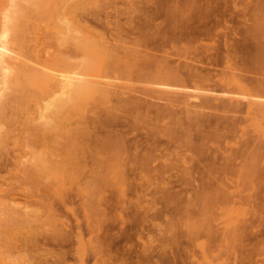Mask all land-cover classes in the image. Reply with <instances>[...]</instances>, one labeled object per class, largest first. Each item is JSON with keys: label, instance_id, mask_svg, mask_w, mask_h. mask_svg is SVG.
<instances>
[{"label": "rangeland", "instance_id": "obj_1", "mask_svg": "<svg viewBox=\"0 0 264 264\" xmlns=\"http://www.w3.org/2000/svg\"><path fill=\"white\" fill-rule=\"evenodd\" d=\"M3 1L18 21L27 13V65L60 76L95 58L84 73L108 98L68 99L59 119L33 108L32 120H0L13 135L0 143V217L4 206L17 223L0 231V264H264V0H96L74 11L83 32L63 25L60 0L50 19ZM67 146L64 169L53 162ZM43 148L55 159L32 158Z\"/></svg>", "mask_w": 264, "mask_h": 264}, {"label": "bare ground", "instance_id": "obj_2", "mask_svg": "<svg viewBox=\"0 0 264 264\" xmlns=\"http://www.w3.org/2000/svg\"><path fill=\"white\" fill-rule=\"evenodd\" d=\"M12 1H14V0H12ZM11 1V2H12ZM27 2L28 1H30L31 3L30 4H32L31 6L33 7V8H35L36 9V11L38 12V14H44L43 12H47V14L49 13H52L51 11H53L54 10V5H55V3H56V0H26ZM25 1V2H26ZM95 2L96 0H60V3H59V5L58 6H60V8L62 7V10L61 11H63V13H62V15L60 14V16H62L63 17V21H64V24L63 25H65V27L67 28V29H70V32H72L71 30H80V32H81V30H82V32L83 31H85L86 29H84V25H81L80 23H79V20H78V18H76V14H75V12L74 11H76V10H79V9H82L83 7H84V5H85V3H86V5L85 6H87V4H90L89 2ZM9 2V0H7V3ZM14 3V2H13ZM57 3H58V1H57ZM16 4H18V2L16 3ZM24 4V3H23ZM3 5H4V1L3 0H0V120L1 119H4L5 120V118H10V115L11 114H7V110H10V112L12 113V115H14V113L16 112V111H25L26 113V115L24 116V117H28L27 119H24V120H27L28 121V119L29 120H32V117H33V114L31 115V113L30 112H32V111H30V109L32 110L33 108H35V109H37V110H35V109H33V111H36V113H38V115L39 116H41L42 118H44V120H48L50 117H54L58 112H60V111H62L63 109H64V107L66 106V105H68L67 104V102H69L68 101V99H74V101H75V99L77 98H79V100H81V101H79V102H82L83 100H86V98H87V96L88 97H90L91 96V100L92 101H94V100H96V102L98 101V102H100L99 101V99L101 98L102 99V101L104 100L105 101V99L106 98H108V96H107V94H108V90H106V92L103 90V89H101L102 88V86L100 87L99 85V82L98 81H95V80H93V79H89L88 77L90 76L89 74H87V75H85V73H84V71L85 70H87V66H88V63L91 61H93V63H90V68H91V66L92 65H95V58L94 59H87L86 60V62H84V64H83V61L85 60H82V64H83V66L85 65V63H86V68L85 67H83L85 70H81L82 72H83V74H81L82 72H79V70L77 71V72H73L74 70V67H75V64L73 65V66H71L70 67V69L68 70V71H63V68H64V70H67L66 69V67H59V69L58 68H56V69H58V70H61L60 68H62V71L60 72L61 74H60V76H58V74L57 75H53V74H51L49 71H42V70H37V69H34L33 67H31V66H29V65H27V63L25 62V60H24V53L26 52V47L24 46L25 44H23V43H21L20 42V39H19V37H18V27H19V25H18V22L20 21V20H23V16H24V18L26 17L25 16V14H27V13H25L24 11V15L22 16V19H20L19 21H18V17L20 18V14H19V16L15 13V11H12L13 9L11 8L12 6L11 5H13V4H10V5H8L7 4V6H10V9L7 7V6H4L5 7V9L3 8ZM27 5H29L28 3H27ZM90 5H92V4H90ZM24 6V5H23ZM8 8V10L9 11H7V8ZM56 7V6H55ZM88 7V6H87ZM14 8V7H13ZM26 8H27V6H26ZM68 8H70V9H72L69 13H68ZM17 9V8H16ZM15 9V10H16ZM19 9H20V7H19ZM19 9H18V11H19ZM22 9V8H21ZM29 9H30V7H29ZM58 9V8H57ZM56 9V10H57ZM75 9V10H74ZM3 10H5V11H3ZM10 10H11V12H10ZM68 10V11H67ZM17 11V10H16ZM26 11V10H25ZM29 11V10H28ZM35 11V13H37ZM58 11V10H57ZM56 11V12H57ZM61 11L59 12V13H61ZM80 11H83V9L82 10H80ZM20 12V11H19ZM67 12V13H66ZM72 12V13H71ZM66 13V14H65ZM46 14V13H45ZM48 14V16L47 17H49V18H47V19H50V15ZM55 15L57 14V13H54ZM65 14V15H64ZM75 14V15H74ZM32 15V14H31ZM28 16V15H27ZM51 16H53V15H51ZM37 17V16H36ZM39 17V16H38ZM37 17V18H38ZM54 17V16H53ZM57 17V16H56ZM62 17H59V18H62ZM33 18H34V15H33ZM37 18H36V20H37ZM40 18V17H39ZM43 18H44V16H43ZM55 18V17H54ZM53 18V19H54ZM41 19V18H40ZM52 18H51V20L52 21H54V22H56L55 20H53ZM30 22L31 21H33L34 19H28ZM43 20V19H42ZM26 21V20H25ZM49 21V20H48ZM52 21L50 22L51 24H52V26L50 27V28H53L54 29V27H53V23H52ZM40 22V21H39ZM44 22H45V24H44ZM41 21L39 24H41V26H42V24L43 25H47V26H49L50 25V23L49 24H46V22L47 21ZM60 22V21H59ZM58 22V23H59ZM62 22V21H61ZM22 23H24L23 21H22ZM35 23H36V21H35ZM48 23V22H47ZM19 24H20V22H19ZM37 24V23H36ZM35 24V25H36ZM55 24V23H54ZM18 25V26H17ZM22 25V24H21ZM31 25V24H30ZM55 25H57V23L55 24ZM54 25V26H55ZM23 26V25H22ZM38 27H41L40 25H37ZM57 26H59V25H57ZM11 27V28H10ZM28 27V26H27ZM30 27V26H29ZM36 27V26H35ZM38 27H36V28H33V31H34V29H36L35 31H37V28ZM22 28V27H21ZM26 28V27H25ZM42 28L43 29H45L46 28V26H42ZM56 28V27H55ZM61 28V29H60ZM59 29H56V30H58V32L60 31L61 32V30H62V32H63V29H65V28H62V27H60ZM30 29V28H29ZM19 30H22V29H19ZM24 30H26V29H24ZM31 30V29H30ZM46 30H47V28H46ZM48 30H50V29H48ZM151 30V29H150ZM9 31H11V34H10V36L12 35V37L10 38L9 36H8V34H9ZM23 31V30H22ZM66 31V30H65ZM67 31H69V30H67ZM24 32V34H25V31H23ZM27 33V32H26ZM32 33V32H31ZM49 33V32H48ZM51 33H52V31H51ZM193 33V32H192ZM23 34V33H22ZM28 34V33H27ZM63 34V33H62ZM26 35V34H25ZM55 35H56V33H55ZM75 35V34H74ZM20 36V35H19ZM35 36H37V34L35 35ZM34 36V37H35ZM40 36V35H39ZM52 36L54 37V39H55V37L56 36H54L53 34H52ZM69 36V35H68ZM71 36V35H70ZM165 36V35H164ZM22 37V36H21ZM25 37V36H24ZM24 37H23V39H24ZM73 37V36H72ZM139 37V36H138ZM49 38V37H48ZM60 38H62V37H60ZM66 38V37H65ZM68 39H69V37H67ZM66 38V39H67ZM169 38V37H168ZM22 39V40H23ZM28 39H30L29 37H28ZM35 39V38H34ZM57 39V38H56ZM67 39V40H68ZM10 40H12V41H14V44H15V46H16V48L15 49H17V50H14L13 48H12V45L11 46H9V42H10ZM36 40V39H35ZM71 40H73V38H71ZM80 40V39H79ZM103 40V39H102ZM188 40V39H187ZM25 41V40H24ZM23 41V42H24ZM31 41V40H30ZM29 41V42H30ZM56 41V40H55ZM61 41H62V39H61ZM170 41V40H169ZM64 41H62V42H59V44L60 43H63ZM100 42V41H99ZM78 43V42H77ZM80 43V42H79ZM79 43H78V45H79ZM96 43V42H95ZM104 43V42H103ZM187 43V42H186ZM28 44V43H27ZM30 44V43H29ZM81 44V43H80ZM117 44V43H116ZM142 44H144V43H142ZM61 45V44H60ZM63 45V44H62ZM84 45V44H83ZM88 45V44H87ZM90 45V44H89ZM92 45V44H91ZM102 45H104V44H102ZM80 46V45H79ZM96 46V45H95ZM188 46V45H187ZM11 47V48H10ZM60 47V46H59ZM149 48V47H148ZM162 48V47H161ZM38 49V48H37ZM98 49H100V48H98ZM103 49V48H102ZM106 49V48H105ZM83 50H85V49H83ZM89 50V49H88ZM101 50V49H100ZM107 50V49H106ZM109 50V49H108ZM27 51H29V50H27ZM86 51V50H85ZM85 51H84V53H85ZM92 51H94V50H92ZM145 51V50H144ZM233 51V50H232ZM10 52V53H9ZM82 52V51H81ZM89 52V51H88ZM104 52H105V50H104ZM111 52V51H110ZM180 52V51H179ZM194 52V51H193ZM210 52V51H209ZM241 52V51H240ZM36 52H34V54H35ZM40 53V52H39ZM38 54V53H37ZM89 54V53H88ZM93 54V53H92ZM100 54H101V52H100ZM108 54H109V51H108ZM216 54V53H215ZM28 55H30V53L28 54ZM96 55V54H95ZM94 55V56H95ZM107 55V54H106ZM197 55V54H196ZM25 56H27V55H25ZM66 56V55H65ZM88 56V55H87ZM93 56V55H92ZM112 56V55H111ZM147 56V55H146ZM40 57V56H39ZM89 57V56H88ZM95 57H97V56H95ZM113 57V56H112ZM160 57V56H159ZM166 57V56H165ZM34 58H36V57H34ZM49 58V57H48ZM59 58H61V60H62V57H59ZM64 58V57H63ZM68 58H69V56H68ZM67 58V59H68ZM85 58V57H84ZM108 57L106 56V58H105V60L107 59ZM129 58V57H128ZM211 58V57H210ZM54 58H52V60H53ZM70 59V58H69ZM69 59H68V61H69ZM83 59V58H82ZM110 59V58H109ZM147 59V58H146ZM182 59H184V58H182ZM205 59V58H204ZM41 60V59H40ZM39 60V61H40ZM43 60V59H42ZM49 60V59H48ZM51 60V59H50ZM49 60V61H50ZM56 60V59H55ZM54 60V61H55ZM129 60V59H128ZM35 61H37V58H36V60ZM38 61V62H39ZM53 61V62H54ZM56 61H58V60H56ZM55 61V62H56ZM65 61V60H64ZM81 61V60H80ZM42 62V61H41ZM47 60H45L44 62H43V64L44 65H47ZM52 62V61H51ZM54 62V63H55ZM206 62V61H205ZM57 63L58 62H56L54 65L56 66L57 65ZM62 63H64V62H62ZM76 63V62H75ZM78 63H79V61H78ZM109 64H110V62H108ZM112 63V62H111ZM153 63V62H152ZM210 63V62H209ZM38 64V63H37ZM40 64V63H39ZM52 64V63H51ZM68 64V63H67ZM66 64V65H67ZM72 64H73V62H72ZM103 64H105V63H103ZM154 64V63H153ZM175 64V63H174ZM185 64V63H184ZM32 65H34V64H32ZM49 65V64H48ZM48 65H47V67H48ZM60 65H61V63H60ZM59 65V66H60ZM64 65V64H63ZM65 65V66H66ZM43 66V65H42ZM53 66V65H52ZM52 66H50V67H52ZM77 66V65H76ZM160 66V65H159ZM171 66H172V64H171ZM80 67V66H79ZM88 67V69L89 70H91L92 71V69H90ZM153 67V66H152ZM184 67V66H183ZM193 67V66H192ZM195 67V66H194ZM39 68H41V67H39ZM53 68H54V66H53ZM82 68V67H81ZM92 68H93V66H92ZM159 68V67H158ZM157 68V69H158ZM174 68H176V67H174ZM258 68V67H257ZM41 69H43V68H41ZM48 69H50V70H53L52 68H48ZM79 69V68H78ZM173 68H171V70H172ZM179 69V68H178ZM220 69V68H219ZM255 69V68H254ZM34 70H37V71H34ZM44 70V69H43ZM57 70V71H58ZM170 70V71H171ZM256 70V69H255ZM259 70V69H258ZM166 71V70H165ZM169 71V69H168V72L171 74V72ZM179 71V70H178ZM192 71V70H191ZM222 71H223V69H222ZM39 72H41V73H39ZM174 72V71H173ZM172 72V73H173ZM175 72H176V70H175ZM198 72V71H197ZM212 72V71H211ZM259 72V71H258ZM89 73H91V72H89ZM169 73H165L166 75H168ZM260 74H261V72H259ZM264 73V72H263ZM177 74V73H176ZM209 74V73H208ZM83 75H85V76H83ZM89 75V76H88ZM155 75V74H154ZM173 75V74H172ZM172 75H170V77L172 76ZM231 75H232V73H231ZM92 76V75H91ZM90 76V77H91ZM169 76V75H168ZM87 77V78H86ZM175 77V75H173L172 76V78H174ZM234 77V76H233ZM144 78V77H143ZM151 78V77H150ZM163 78H165V76H163ZM168 78V77H167ZM175 78H177V76L175 77ZM184 78V77H183ZM163 80V79H162ZM192 80V79H191ZM208 80V79H207ZM233 80V79H232ZM207 82V81H206ZM261 82V81H260ZM264 83V82H263ZM143 84V83H142ZM252 84V83H251ZM258 84V83H257ZM165 85V84H164ZM172 85V84H171ZM194 85V84H193ZM223 85V84H222ZM259 85H260V83H259ZM32 87V86H34L33 88H35L34 90H32L33 88H30L29 89V87ZM150 86V85H149ZM161 86V85H160ZM255 86V85H254ZM162 87V86H161ZM257 87V86H256ZM141 88V87H140ZM167 88V87H166ZM106 89V88H105ZM147 89V88H146ZM259 89V88H258ZM184 90V89H183ZM186 90V89H185ZM163 91V90H162ZM144 92V91H143ZM169 92V91H168ZM188 92V91H187ZM191 92V91H190ZM197 92V91H196ZM210 92V91H209ZM170 93V92H169ZM202 93V92H201ZM260 93V92H259ZM94 95V96H92V95ZM181 94V93H180ZM243 94V93H242ZM87 95V96H86ZM177 95V94H176ZM84 96V99H82V97ZM191 96V95H190ZM196 96V95H195ZM258 96H259V94H258ZM260 96H262V95H260ZM97 97H98V100H97ZM100 97V98H99ZM237 97H239V96H237ZM93 98H94V100H93ZM164 99L166 98V97H163ZM172 98V97H171ZM255 98V97H254ZM100 99V100H101ZM169 97H168V101H169ZM216 99V98H215ZM166 100V101H167ZM173 99H171L170 101H172ZM261 100V99H260ZM29 101H32L31 103H29ZM78 101V100H77ZM86 101H88L89 102V100L87 99ZM101 101V102H102ZM146 101V100H145ZM177 101V100H176ZM83 102H85V101H83ZM88 102H86L87 104H88ZM172 102H174V101H172ZM182 102V101H181ZM184 102V101H183ZM251 102V101H250ZM249 102V103H250ZM75 103V102H74ZM95 103V102H94ZM170 103V102H169ZM239 103V102H238ZM254 103V102H253ZM263 103V102H262ZM261 103V104H262ZM72 103H70L69 104V107H67V108H69V110H71V108H70V105H71ZM78 104H80V103H77V105ZM85 104V103H84ZM232 104H233V102H232ZM76 105V110H79V107ZM169 105V104H168ZM189 105V104H188ZM234 105V104H233ZM80 106V105H79ZM85 106H86V104H85ZM261 107H262V105H260ZM71 107H75L74 105H72ZM87 107V106H86ZM89 107V106H88ZM95 107V106H94ZM109 107V106H108ZM198 107H199V105H198ZM231 107V106H230ZM260 107V108H261ZM78 108V109H77ZM81 108V107H80ZM84 105L82 106V110H83V112H85L86 113V111H85V109H87V108H84ZM208 108V107H207ZM237 108V107H236ZM149 109V108H148ZM185 109V108H184ZM73 110V109H72ZM81 110V109H80ZM79 110V111H80ZM82 110H81V112H79L80 114L81 113H83L82 112ZM261 110H262V108H261ZM30 111V112H29ZM65 111V110H64ZM75 111V110H74ZM169 111V110H168ZM185 111V110H184ZM10 112H8V113H10ZM66 112V111H65ZM72 112V111H71ZM152 112V111H151ZM19 113V112H18ZM32 113H34V112H32ZM60 113H62V112H60ZM60 113H58L59 115H58V118L57 119H59L60 118ZM67 114L69 113L68 111L66 112ZM66 113H64L63 112V114H65L66 115ZM148 113V112H147ZM144 114V113H143ZM11 115V116H12ZM17 115V114H16ZM19 115V114H18ZM24 115V114H23ZM82 116V115H81ZM172 116V115H171ZM15 117V116H14ZM35 117V116H34ZM56 117H57V115H56ZM75 117V116H74ZM167 117V116H166ZM234 117V116H233ZM13 118V117H12ZM17 118V117H16ZM64 118V117H63ZM68 118V117H67ZM82 118H84V116L82 117ZM38 119H39V117H38ZM66 119V118H65ZM8 120V119H7ZM12 120H14V119H12ZM17 121L19 120L18 118L16 119ZM16 120H15V122H16ZM62 120V119H61ZM71 120V119H70ZM34 121V120H33ZM63 121V120H62ZM66 121H68V120H66ZM66 121H65V124L67 125V123H66ZM1 122H3V121H1ZM10 122V121H9ZM23 122V121H22ZM31 122V121H30ZM47 122V121H46ZM51 122V121H50ZM49 122V123H50ZM8 123V122H7ZM26 123V122H25ZM40 123V122H39ZM45 123V122H44ZM187 123V122H186ZM12 124V123H11ZM23 124V123H22ZM46 124V123H45ZM4 125V124H3ZM26 125V127L27 128H29L28 126H27V124H25ZM29 125V124H28ZM34 125H36V124H34ZM56 125H58V124H56ZM56 125H54V126H56ZM9 126V125H8ZM31 126H33L32 124H31ZM41 127H43L42 125H40ZM10 127V126H9ZM35 127V126H34ZM37 127V126H36ZM46 127V126H45ZM49 127V126H48ZM51 127H52V124H51ZM172 127V126H171ZM233 127V126H232ZM12 128V127H11ZM30 128H32V127H30ZM40 128V127H39ZM48 129H51L50 127L48 128ZM22 130V129H21ZM41 130V129H40ZM54 131H55V128L53 129ZM53 130H52V132H53ZM10 130H7L6 128H4L3 126H1V124H0V143L1 142H3L4 141V139L7 137V135H8V132H9ZM42 131V130H41ZM51 131V130H50ZM66 132H68L67 130H65ZM187 131V130H186ZM56 132V131H55ZM190 132V131H189ZM10 134H11V132H9ZM35 133V132H34ZM41 133V132H40ZM57 133L59 134V132L57 131ZM56 133V134H57ZM30 134H32V133H30ZM51 134V133H50ZM53 134H54V132H53ZM52 134V135H53ZM57 134V135H58ZM12 135V134H11ZM28 135V134H27ZM37 135V134H36ZM43 135H45V134H43ZM42 135V136H43ZM60 135V134H59ZM13 136V135H12ZM21 136V135H20ZM34 136H35V134H34ZM40 136V134L38 135V137ZM53 136H56V135H53ZM74 136V135H73ZM18 137V136H17ZM31 137V136H30ZM33 137V136H32ZM36 137V136H35ZM33 138V139H36V138ZM41 137V136H40ZM39 137V138H40ZM44 137V136H43ZM57 137H59V136H57ZM62 137H64V136H62ZM62 137L60 138V139H62ZM66 138H67V135L65 136ZM71 137V136H70ZM56 138V137H55ZM54 138V139H55ZM65 138V139H66ZM9 139V138H8ZM31 139V138H30ZM42 140H43V138H41ZM59 139V141L61 142H63V140H65V139H63V140H60ZM69 139V138H68ZM72 138H70L69 140L70 141H74V139H72ZM120 139V138H119ZM12 140V139H11ZM15 141H17L16 140V137H15V139H14ZM32 140V139H31ZM69 140H68V142H69ZM114 140V139H113ZM18 141H20V140H18ZM17 141V142H18ZM46 141V140H45ZM52 141V140H51ZM8 142V141H7ZM21 142H22V138H21ZM24 142V141H23ZM26 142V141H25ZM60 142H58V143H60ZM65 142H67V139H66V141ZM49 143H51V142H49ZM49 143H48V146H49ZM54 143H55V140H54ZM56 143H57V139H56ZM57 143V144H58ZM64 143V142H63ZM62 143V145H64ZM70 143V142H69ZM3 144V143H2ZM8 144V143H7ZM19 144H20V142H19ZM42 144V143H41ZM72 144V143H71ZM16 145H18V144H16ZM25 145V144H24ZM43 145V144H42ZM61 145V146H62ZM67 145V144H66ZM69 145V144H68ZM3 146V145H2ZM2 146H0V148L2 147ZM5 146H6V144H5ZM20 146H21V144H20ZM19 147V146H18ZM51 147V146H50ZM71 147V145L69 146V148ZM4 148V147H3ZM20 148V147H19ZM35 148H37V147H35ZM34 148V149H35ZM57 148H59V147H57ZM176 148V147H175ZM25 149H27V148H25ZM30 149V148H29ZM82 149V148H81ZM39 150H41V151H38V152H34L33 151V154H31V152H30V154L31 155H33L32 156V158H34V159H36V160H38V161H41V160H47L48 161V159L49 158H51V160H54L55 158H57V160L55 159V162H53V164L54 163H56V161H59V163H62V166L64 165H67V163L69 162V160H70V150L68 149V146H67V148H65V149H62L61 151L62 152H64V154L63 155H61V154H59V156L58 155H54L55 156V158L53 159L52 158V156H53V154L55 153V151H53L52 150V148H49V149H46V148H43V149H39ZM64 150V151H63ZM79 150V149H78ZM116 151V150H115ZM57 152H59V150H57ZM114 152V151H113ZM60 153V152H59ZM124 153V152H123ZM153 153V152H152ZM248 153V152H247ZM174 154V153H173ZM115 155H120L119 153L118 154H115ZM114 155V157H113V168H111L112 169V171H115V173H119V171L121 172V165H120V163L118 162V159H115V156ZM168 155V154H167ZM170 156V155H169ZM31 157V156H30ZM119 157H121V156H119ZM119 157H116V158H119ZM59 158V159H58ZM122 158V157H121ZM121 158H119V159H121ZM184 158V157H183ZM123 159H121V161H122ZM130 160V159H129ZM50 161V160H49ZM235 161V160H234ZM254 161V160H253ZM34 162V161H33ZM46 161H44V163H45ZM52 162V161H51ZM51 162H50V168L54 171V172H56L57 171V175H58V172H59V167H60V169H62L63 170V168H62V166L61 165H59V163L57 162V164L59 165H55V166H57L58 167V169H57V167H55V166H51ZM241 162V161H240ZM246 162V161H245ZM32 163V162H31ZM46 163H48V162H46ZM33 164V163H32ZM43 164V163H42ZM70 164V163H69ZM122 164V163H121ZM39 165V164H38ZM40 165H41V163H40ZM39 165V166H40ZM46 165H48V164H46ZM45 165V166H46ZM253 165V164H252ZM63 166V167H64ZM42 167V166H41ZM67 167V166H66ZM263 167V166H262ZM36 168V167H35ZM38 168V167H37ZM40 168V167H39ZM47 168H49L48 166L46 167V169ZM41 169H43V168H41ZM57 169V170H56ZM64 169H65V167H64ZM123 169V168H122ZM211 169V168H210ZM52 170H50V172H52V173H54ZM105 170H106V168H105ZM184 170V169H183ZM61 171V170H60ZM107 171V170H106ZM105 171V172H106ZM49 172V171H48ZM49 172V173H50ZM61 173V172H60ZM59 173V174H60ZM108 173V172H107ZM110 173V172H109ZM108 173V174H109ZM55 174V173H54ZM50 175H53V174H50ZM61 175H62V173H61ZM47 176V175H46ZM56 176V175H55ZM221 176V175H220ZM58 177V176H57ZM64 177V176H63ZM52 178V177H51ZM104 179V178H103ZM59 180V179H58ZM61 181V179L59 180V182ZM62 183V182H61ZM230 185V184H229ZM1 201L2 200H0V203H1ZM6 204V203H5ZM8 204V203H7ZM3 207V212H1V213H4V215L2 216V217H0V226H1V228H0V231H5V233H8V232H10L9 230H11V228L13 229L14 227H16L17 228V223H16V221H14V219H15V216H13L14 214H12L11 213V211H9V209L8 208H6V207H4V206H2ZM1 208V207H0ZM5 208L7 209V210H5ZM11 210V209H10ZM16 211V210H15ZM5 215H8V216H5ZM10 228V229H9ZM1 234V233H0ZM11 234V233H10ZM15 236V235H14ZM2 236H0V238H1ZM9 237V236H8ZM14 239V240H13ZM16 239V240H15ZM3 242H5V241H3ZM7 244H11V243H15V242H17V237L15 236L14 238L12 237V236H10L8 239H7ZM6 243V242H5ZM9 244V247H8V250H9V248H11L12 249V251H11V253H13V245H10ZM7 246V245H6ZM2 248V247H1ZM10 249V250H11Z\"/></svg>", "mask_w": 264, "mask_h": 264}]
</instances>
